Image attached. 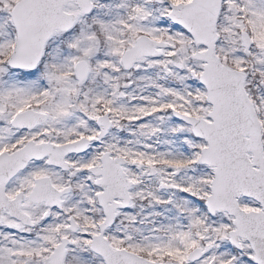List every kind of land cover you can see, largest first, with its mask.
Listing matches in <instances>:
<instances>
[{"label": "snow or ice", "instance_id": "1", "mask_svg": "<svg viewBox=\"0 0 264 264\" xmlns=\"http://www.w3.org/2000/svg\"><path fill=\"white\" fill-rule=\"evenodd\" d=\"M0 264H264V0H0Z\"/></svg>", "mask_w": 264, "mask_h": 264}]
</instances>
